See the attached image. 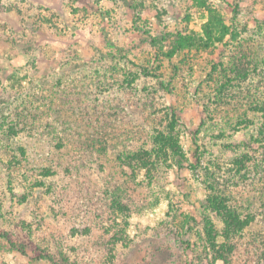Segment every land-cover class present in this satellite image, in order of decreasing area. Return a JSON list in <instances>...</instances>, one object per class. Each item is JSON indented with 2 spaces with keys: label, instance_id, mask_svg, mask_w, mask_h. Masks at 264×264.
<instances>
[{
  "label": "rangeland",
  "instance_id": "374dc122",
  "mask_svg": "<svg viewBox=\"0 0 264 264\" xmlns=\"http://www.w3.org/2000/svg\"><path fill=\"white\" fill-rule=\"evenodd\" d=\"M0 264H264V0H0Z\"/></svg>",
  "mask_w": 264,
  "mask_h": 264
},
{
  "label": "trees",
  "instance_id": "16d2710c",
  "mask_svg": "<svg viewBox=\"0 0 264 264\" xmlns=\"http://www.w3.org/2000/svg\"><path fill=\"white\" fill-rule=\"evenodd\" d=\"M180 38L181 36H178V38H176V46L175 49L173 51V53L175 51H177L180 48ZM194 144H195V155H196V160H199V155H197L199 146L196 142V139L194 138ZM213 202V201H212ZM226 199L225 200H219V201H214L211 204V207L214 209V211L217 212V214L220 216L221 222L223 224V233L224 236L227 235V233H233L236 231H239L241 228H243L244 224H246V220L242 219L240 217V215L236 212H234L233 210H231L229 207V205L226 203ZM212 230V229H211ZM203 231L206 234H209V230H207L205 227L203 229ZM5 235H3V237L6 239V242L9 244V246L16 250V251H20V252H25V247L23 245L19 246L17 245V243H15L6 233H4ZM211 241H213V239H215L216 237L212 234H209ZM211 249L215 252H213V257L212 258H217V259H225V257L222 255V253H219L218 250H214L212 247ZM208 256V254H207ZM41 256H38V258H40ZM42 258H48L47 255H42ZM51 260V259H50Z\"/></svg>",
  "mask_w": 264,
  "mask_h": 264
}]
</instances>
